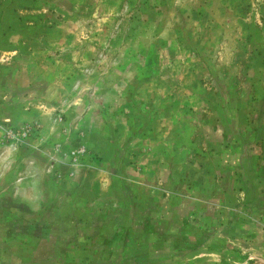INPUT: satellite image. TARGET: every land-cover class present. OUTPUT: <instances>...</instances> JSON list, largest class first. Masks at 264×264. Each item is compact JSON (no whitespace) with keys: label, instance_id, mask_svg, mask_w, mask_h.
Wrapping results in <instances>:
<instances>
[{"label":"rangeland","instance_id":"rangeland-1","mask_svg":"<svg viewBox=\"0 0 264 264\" xmlns=\"http://www.w3.org/2000/svg\"><path fill=\"white\" fill-rule=\"evenodd\" d=\"M254 47L264 0H0V264H264Z\"/></svg>","mask_w":264,"mask_h":264},{"label":"crops","instance_id":"crops-1","mask_svg":"<svg viewBox=\"0 0 264 264\" xmlns=\"http://www.w3.org/2000/svg\"><path fill=\"white\" fill-rule=\"evenodd\" d=\"M256 48L257 47H254V48H251L249 50L247 57H250V58L248 60L246 59L247 66H245V69L251 68L254 71H264V62H262V61L260 62V59H263V56H262V58H260V55L264 54V50L261 51L260 47H258L257 49ZM259 53H260V55H259ZM243 63H245V62H243ZM222 79H223V81H221ZM222 79H219L218 83H216V84L224 87L225 86V83H224L225 78H222ZM244 81H246V82H244ZM209 82L211 85L212 84L215 85V83L213 82V78L209 77ZM247 82H248L249 86L253 85V88L257 87L258 90L260 91L258 93L261 95L258 96L256 93L255 94L252 93L251 96H249L248 98L246 96L243 97V95L240 94V91H238L239 90L238 87H240V85H242V87H244ZM226 83H227V85L232 86L235 89L236 84L233 81H227ZM236 89L238 91V94L235 95L236 100L238 99L240 102H243V103L253 102L254 106H255V113H257V111H260V113H264V76L263 75L258 74L256 76V78H254L253 80L252 79H244L243 81H239V83L236 86ZM227 100H228V98L225 97V94H224V97L222 100L223 101L222 110H224L225 112L228 108V106L225 104V103H227ZM238 110H241L240 106L238 107ZM237 114H239V113H237ZM227 115H228V117H230L231 113H230V115L229 114H227ZM260 116H262V114H260ZM263 116H264V114H263ZM217 124H219V123H217ZM240 130H242V129L239 128L237 130V132H239ZM149 131L150 130L144 131V128H143L141 135L138 136V133L133 134L131 137L132 140H135L133 144L134 145L140 144L141 141L143 139H146V138L150 139L152 134H150ZM251 132L253 134V137L255 138L254 140H256V141L259 140L258 142L262 143L263 147H264V123L261 125L257 124L256 131H251ZM216 133L219 134L218 135L219 138L221 137L223 140H227V142H229L230 130H229V127H227V123L221 124V125L219 124L217 126H214L213 124L209 123V142H210V139L214 138ZM237 144H238V149L240 150V146H241L242 142L240 140H238ZM173 145H174V143H173ZM229 145H233V143L229 144ZM242 148H243V146H242ZM221 149H222V147H221ZM230 149H234V148L231 146H225V147L223 146L222 155L225 156L224 154H227L226 150L229 152V151H231ZM229 154H230V152H229Z\"/></svg>","mask_w":264,"mask_h":264}]
</instances>
